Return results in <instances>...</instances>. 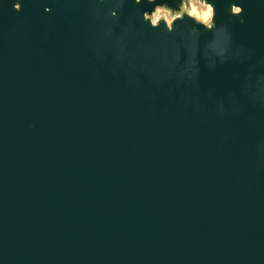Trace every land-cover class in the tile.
<instances>
[{
	"label": "water",
	"instance_id": "1",
	"mask_svg": "<svg viewBox=\"0 0 264 264\" xmlns=\"http://www.w3.org/2000/svg\"><path fill=\"white\" fill-rule=\"evenodd\" d=\"M15 2L0 0V264H264V86L245 88L264 73V0H211L245 53L201 59L194 81L145 25L140 86L93 54L89 0ZM134 7L151 5L129 0L121 23Z\"/></svg>",
	"mask_w": 264,
	"mask_h": 264
},
{
	"label": "clouds",
	"instance_id": "2",
	"mask_svg": "<svg viewBox=\"0 0 264 264\" xmlns=\"http://www.w3.org/2000/svg\"><path fill=\"white\" fill-rule=\"evenodd\" d=\"M130 2L133 5L147 4L151 7H134L126 23H121V16L129 0H89L92 15L98 22L97 32L93 36V54L101 63L111 56V70L116 71L119 68L124 71L130 84L134 86H140L141 81L128 68L135 66L140 60L146 62L151 51L148 45L137 42L138 37L143 35L145 25L162 43L172 41V66L179 65L176 73L178 82L194 81L199 73L201 59L206 67L214 70L217 65L239 59L245 53L243 45L235 47L234 50L230 28L216 23V9L211 0H176L175 7L168 0ZM13 8L16 11L21 9L19 0L13 3ZM50 10L47 6L44 8V12ZM242 12L243 9L238 3L229 5L232 16H239ZM205 33L210 35L202 43L201 37ZM176 38H179V44L175 42ZM244 58L247 59V56ZM145 75L156 84L161 82L159 66L145 69ZM251 78L252 73L249 71L245 78V88L256 87L259 91L264 86V73L256 74L254 85Z\"/></svg>",
	"mask_w": 264,
	"mask_h": 264
}]
</instances>
